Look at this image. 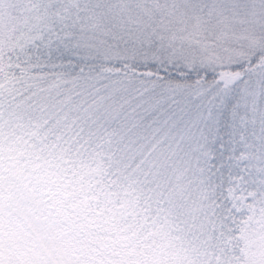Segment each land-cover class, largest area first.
I'll return each instance as SVG.
<instances>
[{
    "label": "snow or ice",
    "instance_id": "1",
    "mask_svg": "<svg viewBox=\"0 0 264 264\" xmlns=\"http://www.w3.org/2000/svg\"><path fill=\"white\" fill-rule=\"evenodd\" d=\"M0 264H264V0H0Z\"/></svg>",
    "mask_w": 264,
    "mask_h": 264
}]
</instances>
